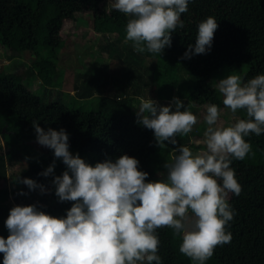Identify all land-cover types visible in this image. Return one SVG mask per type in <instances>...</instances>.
Segmentation results:
<instances>
[{"label": "trees", "instance_id": "1", "mask_svg": "<svg viewBox=\"0 0 264 264\" xmlns=\"http://www.w3.org/2000/svg\"><path fill=\"white\" fill-rule=\"evenodd\" d=\"M102 1L0 0V45L12 58L25 51L35 54L25 76L39 79L44 92L52 93L56 58L42 47H58L63 24L73 21L78 13L96 10ZM208 16L218 22L211 50L183 59L188 45L195 43L196 25ZM181 19L184 28L172 33L171 47L160 55L136 53L131 42H125L127 17L119 11L112 9L94 18L92 27L98 38L104 39L98 41V51L113 67L104 64L96 72L76 71L73 93L57 94L54 100H43L42 95L21 82H5L0 69V133L6 145L5 151H0V178L6 176L9 166L24 158L27 169L20 179L31 178L51 187L53 177L38 174L53 162L54 155L37 143L33 120L45 130L65 129L70 151L92 165L127 154L139 160L140 170L155 174L164 171V163L177 154L179 145L194 152L190 133L178 135L177 145L161 149L152 130L137 123L136 99L150 96L159 105L168 106L169 100H163L161 92L170 96L172 91L170 87L167 89L164 74L156 72L155 67L151 71L145 61L162 60L176 66L173 88H179L178 95L185 97L184 105L193 114L196 115L199 106L214 103L221 107L222 97L214 87L217 80L229 74L240 75L243 80L264 74V0H192ZM241 118H245L243 111ZM245 139L251 144V152L230 165L241 185L239 196L228 193L226 197L235 212L226 226L232 239L230 243L217 245L207 264H264V134H252ZM65 168L57 160L55 174H62ZM8 195L6 187L0 188V236L4 238L9 235L5 220L16 206L6 202ZM46 195L48 203L33 199V203H26L20 196H15V200L21 206L36 204L53 216L66 215L72 202H59L54 191ZM157 233L158 254L163 264H192L190 258L180 253L181 238L172 229L162 227ZM2 258L0 253V264Z\"/></svg>", "mask_w": 264, "mask_h": 264}, {"label": "clouds", "instance_id": "2", "mask_svg": "<svg viewBox=\"0 0 264 264\" xmlns=\"http://www.w3.org/2000/svg\"><path fill=\"white\" fill-rule=\"evenodd\" d=\"M192 0H109L111 7L127 17L125 42L136 53H163L171 47V36L184 28L181 14ZM218 22L208 16L196 25L195 43L183 59L207 54ZM222 104L232 113L242 110L245 118L223 126L221 109L206 105L203 116L205 149L193 153L184 145L176 148L170 161L148 180L139 160L127 154L94 165L70 151L69 134L63 128H45L36 120L32 126L39 145L52 150L53 162L41 173L52 176L50 188L34 179L19 182L41 194L54 191L59 202H72L66 215L53 216L36 204L13 206L0 236L2 264H163L158 254L157 229L168 227L181 238L179 251L192 264H207L217 245L231 242L226 226L234 209L228 193L239 196L233 160L251 152L245 139L264 134V74L243 80L229 74L216 81ZM137 123L152 130L156 145H177V136H187L198 117L179 97L168 106L152 98H139ZM174 105V110H173ZM183 109V110H182ZM66 166L55 174L56 161ZM21 195H26L23 191Z\"/></svg>", "mask_w": 264, "mask_h": 264}, {"label": "rangeland", "instance_id": "3", "mask_svg": "<svg viewBox=\"0 0 264 264\" xmlns=\"http://www.w3.org/2000/svg\"><path fill=\"white\" fill-rule=\"evenodd\" d=\"M205 2L206 0H195ZM113 8L109 3V0H103L94 11H86L76 14V18L73 21H67L63 24L60 32L62 37V42L60 45L54 49L49 46L42 47L48 50L56 58V69L53 76V86L52 92L45 93L42 88L41 82L35 77H26L25 71L28 64L31 62L35 54L29 52H23L19 56L12 58L7 49L0 45V69L3 71L4 80L10 84H17L19 82L27 85L29 88L33 89L38 95L43 96V100L48 101L57 96V94H62L63 92L73 93V79L76 71L90 70L96 72L100 66L103 67L104 64H108L110 69L113 67L108 63V60L101 55L98 51V41H103L104 39H99V34L94 31L92 27V22L94 18L102 17L108 14ZM184 14V13H183ZM181 14V16L183 15ZM47 54V53H46ZM145 64L151 68L155 67L156 72L164 74L165 81L167 84V89L170 87L171 93L168 96L164 91L161 92V96H165L163 100H169L172 102L173 97H179L183 102H185V97H180L177 90L179 88H173L172 81L176 73V66L174 64L164 63L162 60H151L147 59ZM216 83V82H215ZM137 106H139L140 100L136 99L134 101ZM174 107V105H173ZM220 117L218 123L226 126L230 123H234L237 119L241 118L242 110H238L236 113H232L223 104H221ZM206 105L199 106L196 108V116H198V123L194 126L193 132L191 131V142L190 146L194 149L193 153H197L205 149L204 141V131L206 129V124L204 123L203 116L205 114ZM195 112V111H194ZM0 118V123H1ZM6 145L4 139L0 133V151L4 152ZM27 169L26 160L17 161L14 165L7 168L6 176L0 178V188L6 187L9 190V195L6 200L7 203H12L20 205L19 201L15 200V196L22 198L23 202L33 203L34 201H39L41 203H48V198L46 193L41 194L39 189L35 191L27 192L26 185L20 184V177L24 174ZM161 172V171H160ZM26 178V177H25ZM161 177L158 173L149 174L148 180H158ZM21 191L26 193V195H21ZM29 200H28V198ZM34 201H33V200Z\"/></svg>", "mask_w": 264, "mask_h": 264}]
</instances>
